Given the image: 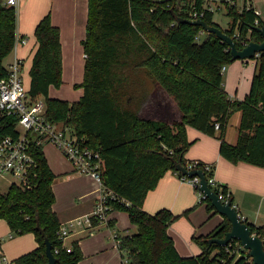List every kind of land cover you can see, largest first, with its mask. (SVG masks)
<instances>
[{
  "label": "trees",
  "instance_id": "trees-1",
  "mask_svg": "<svg viewBox=\"0 0 264 264\" xmlns=\"http://www.w3.org/2000/svg\"><path fill=\"white\" fill-rule=\"evenodd\" d=\"M219 1V0H211ZM200 8L203 0H87L83 79L74 88L83 93L78 101L50 97L51 88L61 85L62 52L60 31L51 23L50 13L34 28L36 40L27 93L31 101L42 99L46 117L69 128L84 144L100 156L102 183L117 197L130 203L127 208L111 202V212H127L136 227L132 236L122 238L129 264H250L247 251L231 254L210 238H222L230 230L226 218L206 237H193L201 249L197 256H181L168 234L169 226L180 216L167 209L148 214L144 200L168 171L186 167L184 156L191 142L187 129L193 128L220 140L219 155L238 164L264 168V53L256 60L250 90L243 100L231 101L223 88L221 68L233 61L228 45L214 34L200 41L201 28L178 19L185 17L183 7ZM229 28L223 30L234 40L260 42L252 28L258 18L252 7L227 4ZM214 14L203 20L218 26ZM259 25L264 23L259 18ZM220 28V27H219ZM221 29V28H220ZM17 35V12L0 0V79L7 75L4 60L12 53ZM163 91L179 110L178 120L165 122L146 117L153 95ZM241 113L234 145L225 140L229 119ZM218 129H215V125ZM17 120L0 119V140L16 136ZM43 147V146H42ZM41 146L31 145L36 166L28 175L30 187L11 183L0 193V219L13 235L33 234L38 247L15 260L16 264H45L44 241L51 245L55 264H77L83 254L77 242L71 251L62 248L56 233L60 222L53 211L55 196L51 171ZM204 178L210 177L200 162ZM185 179H190L185 177ZM208 185V184H207ZM218 195L226 194L223 185L210 186ZM195 190L200 193L198 187ZM231 200V196L229 198ZM208 212H215L208 199H201ZM232 201V200H231ZM187 212L183 214L186 216ZM251 232L263 237L264 227L250 225ZM57 249V252L55 250Z\"/></svg>",
  "mask_w": 264,
  "mask_h": 264
},
{
  "label": "crops",
  "instance_id": "crops-1",
  "mask_svg": "<svg viewBox=\"0 0 264 264\" xmlns=\"http://www.w3.org/2000/svg\"><path fill=\"white\" fill-rule=\"evenodd\" d=\"M36 1L37 4L36 2L30 4V0H20L17 10V37H23L26 39V43L19 44L16 52H12L11 61L14 57L21 59L23 63L26 59H29L31 65L36 50V40L33 36L34 28L42 17L51 13V23L60 31L62 62L70 60L75 65L76 54L79 50L83 52L82 40H79L80 32L75 29V26L71 25L63 28L60 22L57 21L56 5L58 0ZM240 1L241 4H239ZM236 5L238 9L248 5L259 11V17L264 23L263 12L255 0H236ZM19 10L25 11V14H27L21 24L18 21ZM228 28L229 25L225 29ZM66 47H70V49L66 50ZM65 51L67 54H65ZM84 58L83 53V65ZM249 60H243L242 64L247 65ZM250 63L253 65L252 69L242 74L243 77H246L248 85L251 84L255 72L256 60L253 59ZM226 72L227 69H225ZM225 73L222 74L223 88L230 98L233 97L239 101L235 92L230 93L227 90L228 77L226 78ZM244 89L245 97L250 90V86H246ZM54 93L57 94L55 89L51 88L49 91L50 97L55 98ZM146 113V117L150 119L165 122L178 120L180 117L178 108L163 91L154 93L153 100L147 106ZM240 118L241 113L236 112L229 119V123L232 121L235 124V132H231V129L227 126L225 140L229 144L234 145L236 143ZM187 139L191 142V146L185 153V160H197L212 164L215 181L226 187V191L231 196L232 204L236 207L240 217L250 225L264 227V168L246 163L235 164L225 160L219 155L220 140L196 129L190 127L187 129ZM45 157L55 175L52 184L55 202L52 208L60 224H68L74 219L91 215L98 197V188L95 181L88 175L75 173L71 164L64 159L57 161L51 157ZM143 209L148 214L167 209L173 215L180 216L178 220L169 226L168 234L172 238L178 253L184 257L201 254L200 247L193 242L192 238L208 236L224 220V217L216 211L208 212L206 204L200 201L199 193L195 190L193 184L172 171L166 172L155 188L149 191L144 200ZM186 212L187 215L183 216ZM110 217L111 229H109V226L99 225L95 227L91 234L81 228L71 231L65 243L77 242L80 247L83 259L77 264L123 263V256L115 247L111 238V230H117L118 234L125 237L135 234L136 227L130 223L125 211H113ZM37 247L38 244L33 234L13 235L7 222L0 219V256L3 255L9 260L15 261Z\"/></svg>",
  "mask_w": 264,
  "mask_h": 264
},
{
  "label": "built area",
  "instance_id": "built-area-1",
  "mask_svg": "<svg viewBox=\"0 0 264 264\" xmlns=\"http://www.w3.org/2000/svg\"><path fill=\"white\" fill-rule=\"evenodd\" d=\"M20 0H5V5L13 7L16 12L19 8ZM227 4H236V0H203L200 8L193 5V2L180 9L185 14V19L189 20H203L206 13H217L222 10H226ZM248 8L250 6L247 5ZM256 16L258 17L254 25H259L260 12L254 9ZM206 32L200 30L196 36V41H200ZM238 40L239 34L237 31L233 33L232 39ZM234 41V40H233ZM250 40L247 38L241 41V48L248 45ZM26 43V39L23 37H17L12 52H16L19 44ZM255 54V57H258ZM254 57V58H255ZM22 66L23 61L17 57L6 66L7 75L5 78L0 79V119L4 116H12L17 120L16 136H6L0 140V177L11 176L16 180L15 184L19 186L30 187L28 181V175L32 169L36 166V161L31 152V145L35 143L37 146H44L45 144H52L61 150L64 157L69 161L72 169L75 173L84 174L90 176L98 188V197L96 204L91 215L74 219L68 224L60 225L56 235L62 242V248L67 252L71 251L70 244H66L65 241L71 234V231L76 228L93 233L96 226L105 225L110 226L111 223V202L116 201L129 208L131 205L128 201L117 197L110 189L105 187L101 180L100 175V156L97 150L89 148L84 143L83 138H79L69 128L62 124L50 121L45 115V105L42 99L31 101L28 96L27 88L23 83L22 78ZM226 67L221 68V73L225 71ZM229 97V96H228ZM229 99L235 100L233 97ZM218 125H215V129H218ZM19 128H22L20 131ZM201 161H190L185 169L192 171L194 168L200 166ZM203 169L210 173V177L207 179V184L210 186L219 185L214 179L213 165L210 163L202 162ZM180 177V176H179ZM186 176L181 178L185 180ZM189 180L195 188L199 186L200 179L193 177ZM218 199L222 203H226L230 198L229 192L226 194L219 193ZM199 199H205V196L200 192ZM241 218V217H240ZM242 219V218H241ZM111 238L115 244V247L123 256L122 264H129L127 251L121 249L122 236L118 234L117 230H111ZM226 251L231 254L241 255L244 250L239 242H230L226 247ZM246 251V250H245ZM57 252V249L55 250ZM0 264H16L15 261L9 260L5 256H0Z\"/></svg>",
  "mask_w": 264,
  "mask_h": 264
},
{
  "label": "rangeland",
  "instance_id": "rangeland-1",
  "mask_svg": "<svg viewBox=\"0 0 264 264\" xmlns=\"http://www.w3.org/2000/svg\"><path fill=\"white\" fill-rule=\"evenodd\" d=\"M37 4L36 0H30V4ZM260 10L263 12L264 17V0H255ZM242 2L240 1L239 4ZM55 7V3L53 4ZM51 12V11H50ZM86 12H87V0H58V3L56 5V16L57 21L60 22L61 26L63 28H66V26L71 25L75 26V29L80 32V39H84V27H85V21H86ZM27 17V14H25V11L19 10L18 14V21L19 23H23V19ZM51 17V13H50ZM214 21L218 26L224 30L228 27L230 23V18L226 15V10H222L220 12H217L214 14ZM70 47H66V50H69ZM65 54L67 52L65 51ZM13 55L12 53L4 60L5 67L9 64L11 61ZM253 59L249 60V63L247 65H243L241 60H233L230 63L226 64L227 72L225 71L226 78L228 77L227 81V90L230 93H236L237 98L239 101H241L244 97V88L246 86H250V84H247L246 77L242 76V74H245L246 71H249L252 69L253 65L252 62ZM83 52L81 50L78 51L75 57V65L72 64L70 60L62 62L61 65V85L59 89L55 90L57 92L54 93L53 96L57 99L66 100V101H78L81 97L83 90L81 88H74L75 84H79L83 79ZM30 61L29 59H26L22 66V78L23 83L26 87L29 86V70H30ZM64 70V71H63ZM64 72V74H63ZM222 73V74H223ZM240 83V85H239ZM234 121V119H233ZM234 123L231 121L228 124V127L231 129V132H235ZM20 131H22V128H19ZM43 152L45 156L51 157L54 160L62 161L64 159L65 161H68L64 155L62 154L61 150L58 149L56 146L52 144H45L43 146ZM69 162V161H68ZM16 182L14 178L11 176H3L0 177V193H5L10 184Z\"/></svg>",
  "mask_w": 264,
  "mask_h": 264
},
{
  "label": "water",
  "instance_id": "water-1",
  "mask_svg": "<svg viewBox=\"0 0 264 264\" xmlns=\"http://www.w3.org/2000/svg\"><path fill=\"white\" fill-rule=\"evenodd\" d=\"M179 22L187 23L192 26L200 27L208 34H214L218 39L225 42L228 47L233 60H245L253 59L255 54L264 53V26H254L252 29L256 31L260 37V42L250 41L248 45L242 49H237L232 37L225 33L217 26L209 25L204 20H189L185 18H179ZM176 171L182 175L193 178L198 177L200 179L198 190L209 200L214 210L230 223V230L225 233L222 238H210L209 244H216L220 247H226L230 242H239L244 250H246L251 258L250 264H264V236H258L251 232L250 224L246 223L244 219L240 218V215L236 207L232 204V201L222 203L216 194H214L207 185L204 178V174L200 170L187 171L182 166H176ZM45 245V264H55L56 260L51 251V245L48 240L44 241Z\"/></svg>",
  "mask_w": 264,
  "mask_h": 264
}]
</instances>
